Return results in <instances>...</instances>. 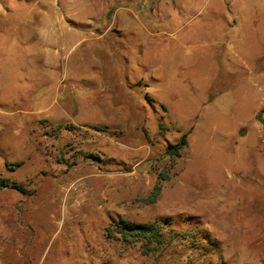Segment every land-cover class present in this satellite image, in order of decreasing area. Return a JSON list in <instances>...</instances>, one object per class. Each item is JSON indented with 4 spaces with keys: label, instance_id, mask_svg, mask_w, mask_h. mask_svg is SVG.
<instances>
[{
    "label": "rangeland",
    "instance_id": "rangeland-1",
    "mask_svg": "<svg viewBox=\"0 0 264 264\" xmlns=\"http://www.w3.org/2000/svg\"><path fill=\"white\" fill-rule=\"evenodd\" d=\"M253 1L263 9L0 0V180L19 187L0 189V264H215L184 244L159 257L106 239L118 219L200 224L224 264H264V4ZM54 9L81 37L105 38L78 44L58 23L44 61L27 24ZM88 45L103 47L100 71L82 65ZM183 134L171 161L165 146Z\"/></svg>",
    "mask_w": 264,
    "mask_h": 264
},
{
    "label": "trees",
    "instance_id": "trees-1",
    "mask_svg": "<svg viewBox=\"0 0 264 264\" xmlns=\"http://www.w3.org/2000/svg\"><path fill=\"white\" fill-rule=\"evenodd\" d=\"M186 146L187 135L183 134L176 143L166 144L164 156L169 157L171 161L177 160L181 157V152ZM14 166L18 167V165ZM164 180L159 178L153 186L151 193L142 200L145 205H152L157 201L161 191L159 183ZM0 189L17 191L19 187L8 179H1ZM168 226V222L164 224H150L134 223L118 219L116 222L109 223L108 227L104 229V235L106 239H114L127 246L139 244L144 255L148 252H156L157 256L160 257L165 251L174 246L175 243H179L184 244L190 252H198V257L202 259L207 258L211 261L214 257L215 264H224L216 243L211 239L202 237L200 224H195L192 228L182 232H177L171 228L167 229L166 227Z\"/></svg>",
    "mask_w": 264,
    "mask_h": 264
},
{
    "label": "crops",
    "instance_id": "crops-1",
    "mask_svg": "<svg viewBox=\"0 0 264 264\" xmlns=\"http://www.w3.org/2000/svg\"><path fill=\"white\" fill-rule=\"evenodd\" d=\"M223 4H224V12H228V13H233V12H240V13H244V12H248V11H255V10H259L261 11L263 8H260L258 5L255 6L254 5V2L253 0H248L247 2H245V4H242L241 5V8H237L236 4H234L231 0H222ZM259 2V1H258ZM260 6L263 7V4H264V0H260ZM54 11V21H51V17L50 15H45L43 14L41 16V20L39 21H31L30 23H28L27 25H29V27H27V29L34 35L36 36V41L38 44H36V47L35 49L36 50H40L42 49V46L40 45V41L41 39L43 40L42 41V44L44 43L43 46H46V48H48L45 52L46 53H42L43 55V59L44 61L46 62H49L51 61V58L52 56H56L57 52H58V36L55 32V27L56 25L61 24V25H64L60 20H58V18L56 19V11L55 9L53 10ZM26 26V24L24 25ZM64 29L66 30L67 34L70 35L71 37H75V38H80L81 35L79 33H77L75 30H72V28L64 25ZM45 28H48L47 30H43ZM100 36H96L95 34L92 35L91 38L87 39V38H83L81 37V41L78 43V44H81L83 43L84 41L85 42H100L103 38H105V34L104 33H99ZM88 40V41H87ZM77 44V45H78ZM97 48V49H96ZM103 51V47L102 46H97L95 47V50L92 51V47H90L89 45L87 46L86 49H84V51L82 52L81 54V59H82V65L84 68H97L99 71L102 69L100 67V62H101V58H102V55L101 53ZM108 52V50H106ZM109 54V53H108ZM105 55L107 56V54L105 53ZM39 57H41L39 55ZM99 64V65H98ZM101 72L99 73H93V75L90 77L92 78V80L96 79L99 77ZM160 106V108L164 109V111L166 112L167 109L165 106L161 105V104H158ZM184 107H179L178 108V111L180 110V112L182 113V117L185 118V122L187 123L190 119L185 117V114L184 112L182 111ZM162 109V110H163ZM121 116V115H120ZM187 118V119H186Z\"/></svg>",
    "mask_w": 264,
    "mask_h": 264
}]
</instances>
